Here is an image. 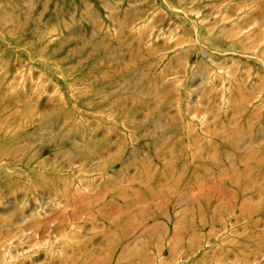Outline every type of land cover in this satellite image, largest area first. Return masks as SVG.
Segmentation results:
<instances>
[{"label":"rangeland","instance_id":"374dc122","mask_svg":"<svg viewBox=\"0 0 264 264\" xmlns=\"http://www.w3.org/2000/svg\"><path fill=\"white\" fill-rule=\"evenodd\" d=\"M0 264H264V0H0Z\"/></svg>","mask_w":264,"mask_h":264}]
</instances>
